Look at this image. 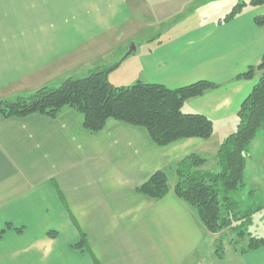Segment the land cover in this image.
I'll list each match as a JSON object with an SVG mask.
<instances>
[{
  "label": "crops",
  "instance_id": "crops-1",
  "mask_svg": "<svg viewBox=\"0 0 264 264\" xmlns=\"http://www.w3.org/2000/svg\"><path fill=\"white\" fill-rule=\"evenodd\" d=\"M198 1L0 0V101L115 64L109 78L116 86L219 85L184 105L213 121V136L165 147L142 127L113 120L89 132L69 108L56 119L0 116V228L12 227L0 239V263L12 256L31 264H264V247L204 257L208 233L174 192L176 167L191 154L207 159L202 171H220V146L237 131V114L263 74L237 78L264 55V27L254 21L264 6H247L227 23L220 14L175 23ZM261 133L245 169L254 191L264 181ZM158 171L168 176V195L138 194ZM81 233L88 253L72 250Z\"/></svg>",
  "mask_w": 264,
  "mask_h": 264
},
{
  "label": "trees",
  "instance_id": "trees-1",
  "mask_svg": "<svg viewBox=\"0 0 264 264\" xmlns=\"http://www.w3.org/2000/svg\"><path fill=\"white\" fill-rule=\"evenodd\" d=\"M247 6H264V0L238 3L222 21H231ZM254 21L258 27H264V15L256 17ZM118 66L97 67L85 75L43 87L32 95L0 101V116L25 118L41 115L56 119L64 109L69 108L82 115L83 127L89 132L99 133L109 121H118L142 127L160 147L190 138L209 140L213 136V121L201 114L185 112L184 105L189 99L200 97L219 85L199 81L186 87L168 89L139 81L131 86H116L109 77ZM256 71L263 74L237 114V131L220 146V171L217 174L204 173L201 168L207 164V159L191 154L177 165L174 188L175 195L196 212L200 223L211 234H218L231 228L234 222L242 221L237 235L241 239L249 237L242 253L264 247V237H250L242 230L251 222L254 214L247 213L238 219V204L231 196L246 188L245 169L251 158L250 146L264 130V55L258 66L249 68L237 78L252 79ZM168 182L166 172L158 171L138 186L136 192L150 199H163L169 193ZM250 193L254 194L255 191L250 190ZM11 229V225L7 224L6 229L0 231V239ZM15 231L21 234L23 229ZM55 235L50 233V236ZM75 248L82 252L89 250L85 234L81 233L80 242ZM215 253L218 259L224 256L218 247Z\"/></svg>",
  "mask_w": 264,
  "mask_h": 264
},
{
  "label": "rangeland",
  "instance_id": "rangeland-1",
  "mask_svg": "<svg viewBox=\"0 0 264 264\" xmlns=\"http://www.w3.org/2000/svg\"><path fill=\"white\" fill-rule=\"evenodd\" d=\"M245 1L247 0H241L240 3H244ZM236 4H238L237 0H203V1L199 0L197 2V5L188 14L186 15L184 14V16L182 18L177 19L175 23L184 25L187 23V20L189 18L197 17L200 20H203L211 17L214 14H220L222 18H225L227 15H229L232 12ZM263 131L264 130H262L261 132ZM261 132L259 134H262ZM203 172L206 174H217L219 170L217 169L215 170V168H212L210 170L207 169V171L205 170ZM258 186L261 187L262 190L255 191L254 194L250 193L251 189L246 184L245 189L237 193H233L231 195L238 204V213H237L239 216L238 219L245 217L247 213H252L254 215L256 214L254 218L252 217L251 222H249L247 225L243 226L242 228V230H244L246 234L249 233L250 237L252 236L255 238L264 237V212L258 214L264 210V191H263L264 181L261 180L260 182H258ZM241 223L242 221H236L234 222L231 228L224 229L218 234L212 235L206 230L208 234L206 235V240L200 247L199 252L202 253L203 255L205 254L204 257L210 258L215 254L217 247L222 253H226L234 249L239 251L244 249L247 246L249 237L246 236L243 239L238 237L237 228L241 225ZM3 229H6V226L0 228V231ZM239 229H241V227H239ZM6 248L8 252L9 251L11 252L15 248V246L8 242L6 244ZM72 250L76 252H82L79 249H76L75 245L72 246ZM83 252H87V251H83ZM204 259L205 258L200 260L198 264H204L205 262ZM0 264H31V263L25 260L15 261L14 257L7 256V258L4 261H1Z\"/></svg>",
  "mask_w": 264,
  "mask_h": 264
},
{
  "label": "water",
  "instance_id": "water-1",
  "mask_svg": "<svg viewBox=\"0 0 264 264\" xmlns=\"http://www.w3.org/2000/svg\"><path fill=\"white\" fill-rule=\"evenodd\" d=\"M136 50L135 46H132L130 50L127 52L126 57L130 56Z\"/></svg>",
  "mask_w": 264,
  "mask_h": 264
}]
</instances>
